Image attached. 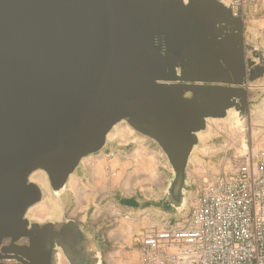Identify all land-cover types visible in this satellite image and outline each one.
I'll list each match as a JSON object with an SVG mask.
<instances>
[{
    "label": "water",
    "instance_id": "1",
    "mask_svg": "<svg viewBox=\"0 0 264 264\" xmlns=\"http://www.w3.org/2000/svg\"><path fill=\"white\" fill-rule=\"evenodd\" d=\"M243 25L216 0H0V243L27 234L43 196L30 176L59 194L121 122L161 149L180 209L197 133L247 111ZM50 226L31 264H51L53 244L69 264H96L76 221Z\"/></svg>",
    "mask_w": 264,
    "mask_h": 264
},
{
    "label": "built area",
    "instance_id": "2",
    "mask_svg": "<svg viewBox=\"0 0 264 264\" xmlns=\"http://www.w3.org/2000/svg\"><path fill=\"white\" fill-rule=\"evenodd\" d=\"M235 18L256 0H216ZM207 172L180 226L164 221L140 236L137 264H264V147Z\"/></svg>",
    "mask_w": 264,
    "mask_h": 264
},
{
    "label": "rangeland",
    "instance_id": "3",
    "mask_svg": "<svg viewBox=\"0 0 264 264\" xmlns=\"http://www.w3.org/2000/svg\"><path fill=\"white\" fill-rule=\"evenodd\" d=\"M249 7L250 8L244 12L243 16L240 17L243 18L246 35H248L247 42L264 49V0H256V2ZM253 33L258 34L256 39L253 37ZM256 81L257 83L264 84V78ZM263 107L264 89H260V93L254 97V103L251 104L250 107V110L256 109L252 116H247L246 113L245 115H242L240 111L232 108L228 110L225 118L208 119L206 121L204 133L200 134L201 139L199 144L194 148L193 157L190 164L187 166L188 170L186 169L187 181L185 182L183 191L184 203L180 209H175L171 212L164 211L160 204L165 201L167 202V195L164 197L162 193L157 192V194L152 195L151 197L149 196L150 191H156L153 189L155 184L162 185L163 189H165L167 185L169 186L172 178H167L166 180L162 173L163 169L160 168L158 171L152 172L154 167L149 163L146 164V167H134L135 171L129 175L132 180L131 187L127 192L120 190L118 193L128 195L136 192L138 196V192H140L142 194L141 198H155L158 202H155V204L159 207L151 216L149 226L147 225V227L142 228L141 231L150 230L153 227H160L166 220L170 221L171 224L180 226L187 215L189 200L201 188L202 179L207 172L213 174L224 173V171L230 170L231 167H236L241 162L239 155H243L249 151L255 153L257 150L264 147V117L261 116L264 112H259ZM247 113L251 114L249 111ZM257 116H260L261 119L257 120ZM122 124L131 134L139 137L142 136L130 128L126 122H123ZM150 141L153 142V146L158 148V151L161 152L164 160L167 161L158 145L154 141ZM36 174H41L43 176L41 183L32 179L33 175ZM144 178L147 179L146 187L149 189L146 190V188H144L145 186H143V189L139 191L136 186L140 187L142 182L137 183V181L143 180ZM29 179L31 182L34 181L43 192L42 202L29 210L28 216L30 218L35 217L30 213L34 209L39 210V216H36L37 218L34 219H38L42 222L49 220L50 222L60 224L64 221H77L81 218L80 214L72 212L74 204L72 195L67 189H63L59 194H54L49 187L46 174L40 170L35 171ZM95 204L101 214L93 217L92 206L89 210L83 209V221L81 223L82 227H80L87 239L86 249L88 251H91L92 249V234H102L103 236H106V233L112 229V227H116V224H114V221L117 219L116 212L111 204L108 203V198L99 196L96 199ZM160 212H163V214ZM119 225L120 224L117 225L118 228L120 227ZM124 260L125 261L122 262L115 261V263L112 262V264H116L117 262L120 264H134L132 258H126ZM136 260L138 263L139 258L135 257V261ZM53 264L69 263L65 257H63V254L57 252ZM102 264H107V261H103Z\"/></svg>",
    "mask_w": 264,
    "mask_h": 264
},
{
    "label": "crops",
    "instance_id": "4",
    "mask_svg": "<svg viewBox=\"0 0 264 264\" xmlns=\"http://www.w3.org/2000/svg\"><path fill=\"white\" fill-rule=\"evenodd\" d=\"M248 8L250 7L245 6L243 12H246ZM244 37L247 42L248 35H246V31H244ZM253 37L256 39L258 34L253 33ZM247 44L264 60L263 48L248 42ZM248 86L250 88L248 89L249 98L246 115L252 116L256 109L250 110L251 104L254 103V97L260 93V89H264V84L255 81ZM248 111L251 114H248ZM259 112H264V107ZM261 116L264 117V114ZM256 118L257 120L261 119L260 116ZM122 123L117 124L108 133L105 146L100 152L91 154L81 160L79 166L69 176L65 186V189L72 195L74 204L72 212L81 216L76 221L80 227H82L83 209L89 210L92 206L93 217L101 214L98 207L95 206V201L99 196L108 198V203L115 209L118 219L114 221L116 227H112L106 233V236L92 234L93 243L90 252L98 256L99 264H102L103 261H107V264L115 263V261L122 262L126 258H132L133 263L136 264L135 257H140V236L148 231L141 230L147 225L149 226L151 216L159 208L155 204L157 202L155 198H141L142 194L140 192H138V196L136 192L128 195L118 193L120 190L127 192L131 187L132 180L129 175L135 171L134 167H146V164L149 163L154 167L152 172H156L161 168L166 180L172 178L171 167L164 160L158 148L153 146V142L146 137L144 138V136L139 137L131 134ZM201 133L203 134L204 130L197 133L198 142L194 148L199 144ZM194 148L190 154L188 165L193 157ZM140 182H142V185L140 187L136 186L139 191L143 189V186L146 190L149 189L146 187L147 179L137 181V183ZM167 187L168 185L163 189L162 185L155 184L153 189L156 191H150L149 196L151 197L160 192L165 197ZM160 206L162 207V204ZM160 213L163 214V212ZM118 224H120V229L117 226ZM116 264L120 263L117 262Z\"/></svg>",
    "mask_w": 264,
    "mask_h": 264
},
{
    "label": "flooded vegetation",
    "instance_id": "5",
    "mask_svg": "<svg viewBox=\"0 0 264 264\" xmlns=\"http://www.w3.org/2000/svg\"><path fill=\"white\" fill-rule=\"evenodd\" d=\"M245 26L243 25V43H244V52H245V70H246V78L253 79V82L258 80L259 78L264 77V60L260 57V55L253 49L248 46L245 37H244ZM248 63H251L248 66ZM185 97H191V94L186 92ZM37 205V204H36ZM34 205V206H36ZM32 206V207H34ZM30 207L25 215L26 219L29 221V225L27 227L26 236H22L18 238L16 241H12L11 237L5 238L0 243V264H31V261L28 259L29 256V248L30 243L34 238H36L40 231L44 227H47L51 224L50 230L59 231L61 226L66 222H61L60 224H56L53 222L40 221L38 219L30 218L28 216ZM32 225H37V227H33ZM47 229V228H46ZM57 252L62 253L60 249H58L55 244L52 245L50 263L53 264V260L57 254ZM63 257H65L63 255ZM66 259V258H65Z\"/></svg>",
    "mask_w": 264,
    "mask_h": 264
},
{
    "label": "bare ground",
    "instance_id": "6",
    "mask_svg": "<svg viewBox=\"0 0 264 264\" xmlns=\"http://www.w3.org/2000/svg\"><path fill=\"white\" fill-rule=\"evenodd\" d=\"M42 177H43V176H42L41 174H40V175H39V174H36V175H33L32 179H33L34 181H36V182H40V183H41V182H42ZM34 181H33V182H34ZM34 183H35V182H34ZM37 207H38V206H37ZM39 209H40V208H39ZM38 211H39V210H35V209H34V210H32L30 213H31L32 216H35L34 218H37V217L39 216ZM41 211H42V210H41ZM41 214H42V213H41ZM41 214H40V215H41ZM36 216H37V217H36ZM42 216H43V214H42ZM31 218H32V217H31ZM41 218H42V217H41ZM94 260H95V263H96V264L99 263L98 256H96V257L94 258Z\"/></svg>",
    "mask_w": 264,
    "mask_h": 264
},
{
    "label": "trees",
    "instance_id": "7",
    "mask_svg": "<svg viewBox=\"0 0 264 264\" xmlns=\"http://www.w3.org/2000/svg\"><path fill=\"white\" fill-rule=\"evenodd\" d=\"M162 208L164 209V211H167V212L173 211V209L169 206V204L166 201L162 203Z\"/></svg>",
    "mask_w": 264,
    "mask_h": 264
}]
</instances>
